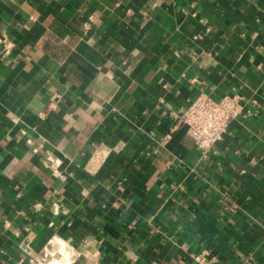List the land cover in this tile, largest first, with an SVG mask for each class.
Segmentation results:
<instances>
[{"label": "crops", "instance_id": "crops-1", "mask_svg": "<svg viewBox=\"0 0 264 264\" xmlns=\"http://www.w3.org/2000/svg\"><path fill=\"white\" fill-rule=\"evenodd\" d=\"M263 86L264 0H0V264H264Z\"/></svg>", "mask_w": 264, "mask_h": 264}, {"label": "built area", "instance_id": "built-area-1", "mask_svg": "<svg viewBox=\"0 0 264 264\" xmlns=\"http://www.w3.org/2000/svg\"><path fill=\"white\" fill-rule=\"evenodd\" d=\"M261 92L264 94V86ZM50 105L54 106L53 101ZM243 107L244 98L239 93L225 94L217 99L201 93L184 108L177 122L185 127L201 157L206 158L214 145L222 139L228 121L243 114ZM193 259L195 264H207L201 254L193 255Z\"/></svg>", "mask_w": 264, "mask_h": 264}]
</instances>
